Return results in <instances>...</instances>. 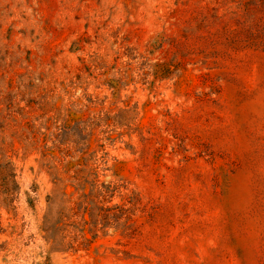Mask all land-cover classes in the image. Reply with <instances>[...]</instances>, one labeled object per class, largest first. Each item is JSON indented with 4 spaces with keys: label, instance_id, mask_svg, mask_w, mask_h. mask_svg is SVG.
I'll return each instance as SVG.
<instances>
[{
    "label": "rangeland",
    "instance_id": "374dc122",
    "mask_svg": "<svg viewBox=\"0 0 264 264\" xmlns=\"http://www.w3.org/2000/svg\"><path fill=\"white\" fill-rule=\"evenodd\" d=\"M0 264H264V0H0Z\"/></svg>",
    "mask_w": 264,
    "mask_h": 264
}]
</instances>
